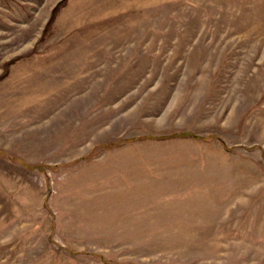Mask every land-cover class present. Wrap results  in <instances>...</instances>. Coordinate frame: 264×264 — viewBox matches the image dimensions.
Returning <instances> with one entry per match:
<instances>
[{
  "label": "rangeland",
  "instance_id": "1",
  "mask_svg": "<svg viewBox=\"0 0 264 264\" xmlns=\"http://www.w3.org/2000/svg\"><path fill=\"white\" fill-rule=\"evenodd\" d=\"M0 264H264V0H0Z\"/></svg>",
  "mask_w": 264,
  "mask_h": 264
},
{
  "label": "trees",
  "instance_id": "2",
  "mask_svg": "<svg viewBox=\"0 0 264 264\" xmlns=\"http://www.w3.org/2000/svg\"><path fill=\"white\" fill-rule=\"evenodd\" d=\"M183 136H184V137H188V136H190V137H191V135H189V134H184Z\"/></svg>",
  "mask_w": 264,
  "mask_h": 264
}]
</instances>
